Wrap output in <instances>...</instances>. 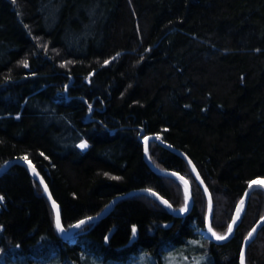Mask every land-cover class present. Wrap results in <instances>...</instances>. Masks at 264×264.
<instances>
[{"label": "trees", "instance_id": "1", "mask_svg": "<svg viewBox=\"0 0 264 264\" xmlns=\"http://www.w3.org/2000/svg\"><path fill=\"white\" fill-rule=\"evenodd\" d=\"M149 135L190 157L224 234L246 187L264 180V0H0V166L27 157L64 229L136 189L183 209L181 183L144 160ZM148 160L188 180V213L134 195L67 239L40 185L11 166L0 264H238L264 191L216 244L202 236L207 205L187 164L153 141ZM245 264H264V225Z\"/></svg>", "mask_w": 264, "mask_h": 264}, {"label": "water", "instance_id": "2", "mask_svg": "<svg viewBox=\"0 0 264 264\" xmlns=\"http://www.w3.org/2000/svg\"><path fill=\"white\" fill-rule=\"evenodd\" d=\"M147 141V143H146ZM153 141L155 143H157L158 145H160L161 147H163L164 149L168 150L169 152L173 153L174 155L178 156L180 159H182L187 166L189 167L193 178L195 180V182L197 183L198 187L200 188V190L202 191L205 201H206V205H207V211H206V217H205V223H204V227H205V232L206 235L205 237L212 241L213 243L216 244H222L225 243L227 241H229L235 231L237 226L240 223L241 217L244 213V210L246 208V205L248 203V199L250 197V195L252 194V192H254L255 190L259 189V190H263L264 191V187L260 186V183H256L253 184L252 188L249 189V185L246 187L238 205L240 204L241 200L244 201L243 204V210L239 213V219L236 220L235 225L233 226V230L231 232L230 235H228V231L226 233V235L228 236L227 239L224 240H218L216 239L215 236L212 235V231H209V227H211V221H212V216H213V202H212V197L211 194L205 184V182L203 181V179L201 178L195 164L193 163V161L190 159V157H188L185 153H183L181 150L176 149L175 147L163 142L160 138L154 136V135H149L146 136L143 140H142V149H143V157L144 160L146 161V163L148 164L149 168L156 174L161 175V176H165V177H173L177 180H179L185 190V194H186V190H187V195H188V200H187V210L185 211H177L175 210L170 203L162 198L160 195H158L156 192L150 190V189H136V190H131L127 193H125L124 195H119L116 196L112 199V201L110 202V204L108 205V207L101 212L100 214L96 215V216H91L88 218H85L79 222H77L76 224H74L70 229H68L67 231L64 229V227L62 226V222H61V210L59 205L55 202V200L53 199L49 188L47 187L45 181L43 180V178L40 176V174L38 173V171L34 168V166L32 165V163H30L28 160L26 161L25 159H12L9 161L4 162L1 166H0V175L3 174L5 171H7L11 166L13 165H21L23 167L26 168L27 172L29 173V175L40 185L43 195L45 197V199L47 200V202L49 203L52 212H53V216H54V225H55V229L57 231V233L63 238V239H67L68 237H70L71 235H73L75 232H77L81 227L87 225L88 223H92V222H96L98 220H100L104 215H106L111 209L112 207L120 200L130 197V196H134V195H140V194H145L148 195L152 198H154L155 200H157L158 202H160L173 216H183L186 213H188L190 211V209L192 208L193 205V201H192V194H191V186L189 184V182L182 177L179 173L177 172H173V171H169V170H161V169H157L154 166H152L148 160V156L146 154V148H147V152H148V145L149 143ZM195 169V170H194ZM182 178V179H181ZM185 181H187V184H185ZM45 187L47 188V191H45ZM155 193V195L153 194ZM247 193V195H246ZM164 201H166L167 203H164ZM53 202H55V205L58 208L59 211V218H60V227L63 229V231H60L57 228V221H56V211L57 209L53 208ZM211 205V207H210ZM238 205L236 207V211L234 213V216L230 222V224H232L233 219L236 217L237 215V208ZM83 221V223H81ZM229 224V225H230ZM264 225V216L258 220L255 225L251 228V230L249 231V233H252V236L249 237V233L247 234V236L244 238L242 245L240 247V251H239V255H238V264H240V255H241V250H244V253L246 252L247 247L249 246V244L254 240L255 236L257 235L258 231L260 230V228ZM212 229V228H211ZM253 229H255V231L253 232ZM135 238L132 239V241Z\"/></svg>", "mask_w": 264, "mask_h": 264}, {"label": "snow or ice", "instance_id": "3", "mask_svg": "<svg viewBox=\"0 0 264 264\" xmlns=\"http://www.w3.org/2000/svg\"><path fill=\"white\" fill-rule=\"evenodd\" d=\"M25 67H27V62H25L24 64ZM147 143V141H146ZM81 147H87V145H81ZM146 154H147V148H146ZM26 161H27V157L24 158ZM195 170V169H194ZM182 179V178H181ZM257 181H252L250 182L249 184V189L252 188L253 184H256ZM185 184H187V181H185ZM260 186L261 187H264V181L260 182ZM45 191H47V188L45 187ZM155 195V193H153ZM247 195V193H246ZM3 198L0 197V202H2ZM187 200H188V195H187V190H186V199H185V208L184 209H181V211H185L187 210ZM164 203H167L166 201H164ZM243 204H244V201L241 200L240 204L238 205V208H237V215L236 217L233 219V222L232 224L229 225L228 227V235L231 234L232 230H233V226L235 225L236 223V220L239 219V213L243 210ZM211 207V205H210ZM53 208L54 209H57L56 211V221H57V228L60 230V231H63V229L60 227V218H59V211H58V208L57 206L55 205V202H53ZM83 223V221L81 222ZM209 231L211 232L212 229L211 227H209ZM255 231V229H253V232ZM133 232L135 233V229H133ZM212 235L216 237V239L218 240H224V239H227L228 236L227 235H217L215 232H212ZM252 236V233H249V237ZM240 264H245V253H244V250L242 249L241 250V255H240Z\"/></svg>", "mask_w": 264, "mask_h": 264}, {"label": "rangeland", "instance_id": "4", "mask_svg": "<svg viewBox=\"0 0 264 264\" xmlns=\"http://www.w3.org/2000/svg\"><path fill=\"white\" fill-rule=\"evenodd\" d=\"M149 146V145H148ZM147 156H148V152H147ZM150 162V161H149ZM151 164V163H150ZM152 165V164H151ZM153 166V165H152ZM156 168V167H155ZM170 178H173V177H170ZM175 179V178H174ZM177 180V179H176ZM187 180V179H186ZM177 181H179V180H177ZM188 181V180H187ZM254 181H257V183H260V182H262V181H264L263 179H259V180H254ZM180 182V181H179ZM181 183V182H180ZM190 184V183H189ZM181 185H182V183H181ZM190 186H191V184H190ZM182 187H183V185H182ZM183 192H184V197H185V199H186V194H185V190H184V187H183ZM171 205V204H170ZM185 208V206L183 207V209ZM176 210V209H175ZM177 211H180V212H182L181 211V209L180 210H177ZM235 211H236V209H235ZM52 214H53V212H52ZM53 218H54V216H53ZM212 218H213V216H212ZM89 224V223H88ZM55 226V225H54ZM86 226V225H85ZM211 226H212V221H211ZM72 227V226H71ZM70 227V228H71ZM84 227V226H83ZM228 227H229V225H228ZM228 227H227V230H226V232L224 233V234H222V235H226V233H227V231H228ZM69 228V229H70ZM82 228V227H81ZM80 228V229H81ZM66 230V229H65ZM212 232H213V230H212ZM205 235H206V232H205ZM128 264H148V259L146 258V257H144V256H139L138 258H137V260L135 261V262H130V263H128ZM194 264H200V262H195Z\"/></svg>", "mask_w": 264, "mask_h": 264}, {"label": "bare ground", "instance_id": "5", "mask_svg": "<svg viewBox=\"0 0 264 264\" xmlns=\"http://www.w3.org/2000/svg\"><path fill=\"white\" fill-rule=\"evenodd\" d=\"M202 236L205 238V232H204V234L202 233Z\"/></svg>", "mask_w": 264, "mask_h": 264}]
</instances>
